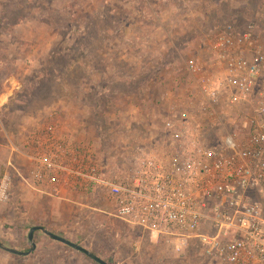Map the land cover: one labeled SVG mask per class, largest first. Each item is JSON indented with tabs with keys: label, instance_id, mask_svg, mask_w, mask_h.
I'll return each instance as SVG.
<instances>
[{
	"label": "rangeland",
	"instance_id": "obj_1",
	"mask_svg": "<svg viewBox=\"0 0 264 264\" xmlns=\"http://www.w3.org/2000/svg\"><path fill=\"white\" fill-rule=\"evenodd\" d=\"M228 32L249 34L264 51V0H0V187L10 178L0 242L28 252L31 229L44 227L108 264H204L110 216L106 205L28 188L18 174L27 162L13 150L27 151L55 125L114 166L132 160L160 142L168 112L201 100L200 77L187 64L216 72L215 39ZM79 116L92 136L85 142L73 133ZM34 241L25 257L0 249V264H98L41 232Z\"/></svg>",
	"mask_w": 264,
	"mask_h": 264
},
{
	"label": "built area",
	"instance_id": "obj_2",
	"mask_svg": "<svg viewBox=\"0 0 264 264\" xmlns=\"http://www.w3.org/2000/svg\"><path fill=\"white\" fill-rule=\"evenodd\" d=\"M213 48L218 70L188 62L200 77L201 100L168 112L160 142L114 166L51 125L27 151L13 150L27 162L25 175L18 173L24 184L60 200L73 192L106 205L111 215L91 209L204 264H264V51L249 34L231 32Z\"/></svg>",
	"mask_w": 264,
	"mask_h": 264
},
{
	"label": "water",
	"instance_id": "obj_3",
	"mask_svg": "<svg viewBox=\"0 0 264 264\" xmlns=\"http://www.w3.org/2000/svg\"><path fill=\"white\" fill-rule=\"evenodd\" d=\"M37 232H41V233L45 234L47 237L51 238L52 240L59 242L61 244H64L65 246H68V247H70V248H72L78 252L83 253L89 259L93 260L94 262H96L98 264H108L105 261H103L102 259H100L98 256H96L95 254H93V253L87 251L86 249H84L83 247H81L80 245H77V244H75V243H73V242H71L65 238L57 236V235L51 233L49 230H47L44 227H34L31 229L28 238L32 244V248L28 252H19L17 250L8 248L5 245H3L1 242H0V249L3 251H6L8 253L17 255V256H21V257L28 256V255L32 254L37 249V245L35 244V241H34L35 234Z\"/></svg>",
	"mask_w": 264,
	"mask_h": 264
},
{
	"label": "crops",
	"instance_id": "obj_4",
	"mask_svg": "<svg viewBox=\"0 0 264 264\" xmlns=\"http://www.w3.org/2000/svg\"><path fill=\"white\" fill-rule=\"evenodd\" d=\"M12 97V96H11ZM10 97V98H11ZM12 101V100H11ZM80 113L82 114V110L79 109ZM83 119V120H82ZM77 123L75 125L74 128V136L75 138H77L76 140L80 141V142H85V140H87L88 137H86V135H89L88 133L86 134V126L89 124L88 121L85 119V117L82 118V116H79V119L76 120ZM90 138H92L91 135H89ZM89 139V138H88ZM88 141V140H87ZM89 147V146H88ZM94 148V147H93ZM25 175V173H24ZM39 233V232H37Z\"/></svg>",
	"mask_w": 264,
	"mask_h": 264
}]
</instances>
